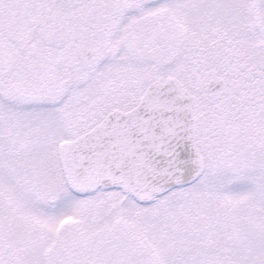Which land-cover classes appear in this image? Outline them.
<instances>
[{
	"label": "snow or ice",
	"instance_id": "1",
	"mask_svg": "<svg viewBox=\"0 0 264 264\" xmlns=\"http://www.w3.org/2000/svg\"><path fill=\"white\" fill-rule=\"evenodd\" d=\"M0 264H264V0H0Z\"/></svg>",
	"mask_w": 264,
	"mask_h": 264
}]
</instances>
